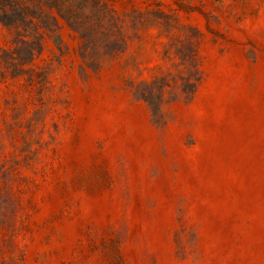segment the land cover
I'll use <instances>...</instances> for the list:
<instances>
[{
  "label": "rangeland",
  "instance_id": "obj_1",
  "mask_svg": "<svg viewBox=\"0 0 264 264\" xmlns=\"http://www.w3.org/2000/svg\"><path fill=\"white\" fill-rule=\"evenodd\" d=\"M0 264H264V0H0Z\"/></svg>",
  "mask_w": 264,
  "mask_h": 264
}]
</instances>
